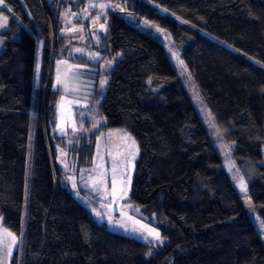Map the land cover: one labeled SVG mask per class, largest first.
Returning <instances> with one entry per match:
<instances>
[{"label": "trees", "instance_id": "trees-1", "mask_svg": "<svg viewBox=\"0 0 264 264\" xmlns=\"http://www.w3.org/2000/svg\"><path fill=\"white\" fill-rule=\"evenodd\" d=\"M108 1L158 27L176 49L221 140L233 144L232 162L264 230V0ZM84 2L4 4L11 12L4 10L8 23L0 32V224L19 235L31 133L22 264H264L263 242L159 38L110 11L89 45L100 59L78 58L96 66L114 61L109 70L94 71L89 94L90 101L99 99L98 79L109 75L99 104L104 121L70 145L54 131L60 92L51 89L47 72L66 39L59 10ZM37 41L41 68L33 91ZM118 128L137 144L127 200L155 220L164 240L156 248L98 222L62 183L67 172L55 162L59 146L77 170H87L96 136Z\"/></svg>", "mask_w": 264, "mask_h": 264}, {"label": "rangeland", "instance_id": "rangeland-1", "mask_svg": "<svg viewBox=\"0 0 264 264\" xmlns=\"http://www.w3.org/2000/svg\"><path fill=\"white\" fill-rule=\"evenodd\" d=\"M93 4L97 6L91 7ZM100 4H104L106 7L102 10L99 7ZM4 10L8 11L5 5H0V32L6 30L8 23V17L5 15ZM110 11L115 12L127 23L142 29L153 38H159L165 45L168 53L167 59L175 67L189 92L193 105L205 124L209 138L221 156L222 165L243 201L246 214L256 228L264 245V230L247 197L246 182L241 178L231 159L233 144L222 141L215 127H211L213 123L210 115L192 86L178 58V53L167 36L161 30L158 31L157 29L159 28L153 24L139 21L134 15L125 12L120 4L111 3L108 0H86L83 5L76 4L74 7L64 6L60 8V32L66 39L61 49L58 50V56H55L52 62L50 59L47 72V80H50L51 89L60 92L54 106V131L59 135H64L67 145H70L73 141H78L75 137L97 130L98 126L104 121L103 116L100 114L99 104L102 99L101 95L105 93L109 75L103 74L98 79L97 91L101 93L98 97L99 99L90 101L89 94L94 92L92 90L94 87L92 84L94 71H107L112 68L114 61L106 58L96 66L78 61V58H83L89 63H95L100 59V54L89 45L95 43L97 41V33L105 29ZM157 11L162 15L168 16L179 25H186L183 19L162 7L158 6ZM97 16L100 19L97 20ZM5 17H7L6 21ZM101 25H103V28ZM2 47L3 41L0 38V50ZM77 49H80V51H76ZM40 51L41 44L37 41L33 69V91H36L40 76ZM243 57L249 62L253 61L249 57ZM59 61H64L65 63H58ZM37 66H39V70H37ZM70 68L71 71H69ZM81 72L83 74H80ZM57 77H59L58 88L55 87L57 85ZM101 81H106V83L101 86ZM61 97H64V99L62 100ZM69 137L73 139H69ZM55 149V162L63 171L67 172L62 179V183L77 200L90 209L93 217L98 222L104 223L113 232L145 242L154 248L163 243L164 240L160 235L159 240L155 239V233H159V231L153 223L155 221L153 217L146 216L140 208L127 200L135 160L138 156V148L134 138L126 129H108L101 131L96 136L93 160L87 170H77L72 155L66 149L59 146H56ZM31 150L32 136L30 133L21 229L19 235H16L0 224V264H12L11 260L15 252V264H22L23 261ZM260 164H264V159ZM113 180H115V192H113ZM74 184L76 187H73ZM136 209H139V211H136ZM148 219L150 221H147ZM144 225L147 228L154 229L155 233L149 235L148 231L142 227ZM9 233L12 235H9ZM13 237H15V240H13Z\"/></svg>", "mask_w": 264, "mask_h": 264}, {"label": "snow or ice", "instance_id": "snow-or-ice-1", "mask_svg": "<svg viewBox=\"0 0 264 264\" xmlns=\"http://www.w3.org/2000/svg\"><path fill=\"white\" fill-rule=\"evenodd\" d=\"M4 4H5V0H0V5H4ZM96 6L97 5H95V4L91 5V7H96ZM99 7L103 10L106 7V5L100 4ZM7 10L9 12H11V9H7ZM85 11H87V9H85ZM4 19L6 21L7 17H5ZM96 19L98 20V19H100V17L97 16ZM101 27L103 28V25H101ZM157 30L159 31L160 29H157ZM76 51H80V49H77ZM58 63H65V62L59 61ZM37 70H39V66H37ZM69 71H71V68L69 69ZM77 71H80V70H77ZM80 74H83V72H81ZM104 83H106V81H101V86H103ZM58 86H59V77H57V85L55 87L58 88ZM61 99L63 100L64 97H61ZM211 127H215V124H212ZM112 185H113V192H115V180L112 181ZM242 186H243V184H242ZM73 187H76V185L74 184ZM121 198H123V197H121ZM136 211H139V209H136ZM97 215H99V213H97ZM121 227H123V225H121ZM142 227H144L148 231L149 235H152L153 233H155L154 229L147 228L146 225H144ZM133 231H135V230H133ZM9 235H12V234L9 233ZM159 238H160L159 233H155V239L159 240ZM13 240H15V237H13Z\"/></svg>", "mask_w": 264, "mask_h": 264}]
</instances>
